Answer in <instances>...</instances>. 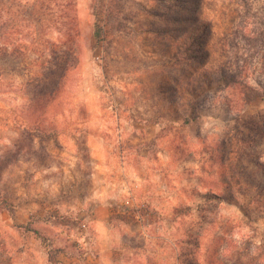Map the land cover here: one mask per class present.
<instances>
[{
    "label": "rangeland",
    "instance_id": "rangeland-1",
    "mask_svg": "<svg viewBox=\"0 0 264 264\" xmlns=\"http://www.w3.org/2000/svg\"><path fill=\"white\" fill-rule=\"evenodd\" d=\"M117 1L0 83V264H264V0Z\"/></svg>",
    "mask_w": 264,
    "mask_h": 264
},
{
    "label": "trees",
    "instance_id": "trees-1",
    "mask_svg": "<svg viewBox=\"0 0 264 264\" xmlns=\"http://www.w3.org/2000/svg\"><path fill=\"white\" fill-rule=\"evenodd\" d=\"M117 5V0H92L95 17L93 38L98 43L105 40L120 18ZM5 14L7 17L3 19ZM53 32L59 35L56 42L47 37ZM78 35L76 0H32L26 6L17 0H0V83L6 80L14 83L15 76L25 77L26 85L37 83L35 90L41 79L53 76V71L48 68L55 65L61 72L50 80L51 84L60 87L69 73L66 59L75 53ZM48 56L56 63L48 60ZM5 60L8 64L6 70L1 65ZM59 62L63 64L59 65ZM45 86L43 83L41 87ZM47 95L51 96L50 92ZM1 208L13 214L8 202L0 201ZM27 230H31L29 225ZM49 258L51 264H55L51 253Z\"/></svg>",
    "mask_w": 264,
    "mask_h": 264
}]
</instances>
